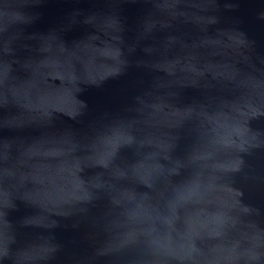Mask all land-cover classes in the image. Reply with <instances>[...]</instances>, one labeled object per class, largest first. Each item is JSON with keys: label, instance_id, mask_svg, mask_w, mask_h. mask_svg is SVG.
Wrapping results in <instances>:
<instances>
[{"label": "water", "instance_id": "95a60500", "mask_svg": "<svg viewBox=\"0 0 264 264\" xmlns=\"http://www.w3.org/2000/svg\"><path fill=\"white\" fill-rule=\"evenodd\" d=\"M0 264H264V0H0Z\"/></svg>", "mask_w": 264, "mask_h": 264}]
</instances>
